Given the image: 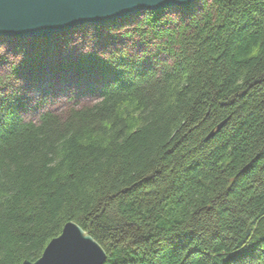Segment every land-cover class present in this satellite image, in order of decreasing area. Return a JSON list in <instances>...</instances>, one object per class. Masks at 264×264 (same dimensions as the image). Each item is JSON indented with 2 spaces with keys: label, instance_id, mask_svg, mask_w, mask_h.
Returning <instances> with one entry per match:
<instances>
[{
  "label": "trees",
  "instance_id": "16d2710c",
  "mask_svg": "<svg viewBox=\"0 0 264 264\" xmlns=\"http://www.w3.org/2000/svg\"><path fill=\"white\" fill-rule=\"evenodd\" d=\"M199 1L144 12L142 55L59 66L103 81L94 104L26 122L0 77V264L69 222L104 264H264V0Z\"/></svg>",
  "mask_w": 264,
  "mask_h": 264
},
{
  "label": "rangeland",
  "instance_id": "374dc122",
  "mask_svg": "<svg viewBox=\"0 0 264 264\" xmlns=\"http://www.w3.org/2000/svg\"><path fill=\"white\" fill-rule=\"evenodd\" d=\"M199 5V0L193 4L195 8ZM165 13L172 20L182 15L176 8L166 9ZM144 15L139 13L105 26H79L48 39L0 38V77L10 75L9 90L24 96L22 119L37 122L45 112L61 114L70 107L94 104L103 81H90V76L58 67L74 63L86 53L106 56L120 49L130 56L142 55L145 46L134 27ZM147 51L153 53L154 49L150 46ZM35 52L40 55L37 63L31 67L24 65V58Z\"/></svg>",
  "mask_w": 264,
  "mask_h": 264
},
{
  "label": "water",
  "instance_id": "95a60500",
  "mask_svg": "<svg viewBox=\"0 0 264 264\" xmlns=\"http://www.w3.org/2000/svg\"><path fill=\"white\" fill-rule=\"evenodd\" d=\"M196 1L0 0V38L48 39L79 26H105L147 11L186 9ZM105 260L101 246L79 226L69 222L36 261L22 264H104Z\"/></svg>",
  "mask_w": 264,
  "mask_h": 264
},
{
  "label": "bare ground",
  "instance_id": "6f19581e",
  "mask_svg": "<svg viewBox=\"0 0 264 264\" xmlns=\"http://www.w3.org/2000/svg\"><path fill=\"white\" fill-rule=\"evenodd\" d=\"M2 38H4V37H2ZM33 39V38H32Z\"/></svg>",
  "mask_w": 264,
  "mask_h": 264
}]
</instances>
